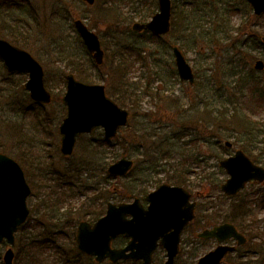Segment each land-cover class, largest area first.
<instances>
[{"label":"rangeland","instance_id":"rangeland-1","mask_svg":"<svg viewBox=\"0 0 264 264\" xmlns=\"http://www.w3.org/2000/svg\"><path fill=\"white\" fill-rule=\"evenodd\" d=\"M157 10V0H95L91 6L83 0H0V36L14 37L41 63L52 94L49 104L34 105L23 86L27 75L8 74L0 60V151L22 163L33 189L27 199L31 213L17 234L14 264H144L96 263L77 251L75 226L80 219L94 221L102 215L107 201L142 198L163 181L184 186L199 205L174 264H195L214 248V239H196L194 233L223 221L236 224L247 242L237 244L221 264H262L263 183L251 182L238 195L226 196L219 186L228 174L218 162L240 149L264 167V69L253 68L256 59L264 61V47L256 43L264 35V15L257 18L245 0H171L168 34L154 38L130 30L139 15L152 11L148 20ZM76 18L104 40L101 66L93 63L75 31ZM173 44L192 66L194 83L179 80ZM73 70L104 83L130 118L113 144L97 143L102 137L97 129L77 140L71 156L61 157V97L65 74ZM130 97L133 104H128ZM121 156L132 159L134 168L108 179L100 164ZM88 160L89 166L82 164ZM175 168L183 169L182 177L173 176ZM242 198L251 207L259 199L262 206L256 205L253 215L239 206ZM119 238L114 246L121 245ZM5 247L0 246V261ZM165 259L159 247L151 264Z\"/></svg>","mask_w":264,"mask_h":264},{"label":"water","instance_id":"water-1","mask_svg":"<svg viewBox=\"0 0 264 264\" xmlns=\"http://www.w3.org/2000/svg\"><path fill=\"white\" fill-rule=\"evenodd\" d=\"M91 5L94 0H84ZM255 14L264 12V0H248ZM75 28L97 64L103 60V50L98 36L80 20L74 21ZM131 28L136 31L150 30L155 35H162L170 28V0H158V11L145 23L134 22ZM264 41V37H262ZM174 62L180 80L194 81V75L182 51L172 47ZM0 56L9 72H28L25 89L30 97L42 103L51 100L49 91L43 83L44 71L40 63L27 51L0 38ZM255 67L261 69L263 62L257 60ZM62 101L67 105V114L59 126L60 152L63 155L72 153L76 137L83 132H90L96 126L104 128L106 138L113 137L119 126L127 122L128 111L111 100L101 84H88L77 80L72 73L66 75V92ZM226 145H230L226 142ZM229 174L221 184L226 194H235L252 178L262 181L264 168L253 164L241 151L220 161ZM132 166V160L121 157L111 163L107 172L110 175H123ZM30 189L25 182L20 166L11 157L0 152V241L14 243V231L28 215L26 198ZM149 201L144 209L137 198L131 203H108L106 214L92 225L81 221L77 227L76 242L78 249L97 262L105 258L110 261L131 258L150 262L152 252L159 244L167 250L165 264H173L178 252L179 234L183 226L193 218L195 203L188 202L189 193L182 187L161 184L150 192ZM131 217L127 218L126 215ZM130 237L127 245L121 248L111 247V241L118 234ZM202 238H216L219 242L230 237L239 244L245 242L242 234L237 232L231 223H222L198 233ZM234 246L219 244L200 257L196 264H219L226 253ZM13 250L7 249L3 255L4 264H12Z\"/></svg>","mask_w":264,"mask_h":264},{"label":"trees","instance_id":"trees-1","mask_svg":"<svg viewBox=\"0 0 264 264\" xmlns=\"http://www.w3.org/2000/svg\"><path fill=\"white\" fill-rule=\"evenodd\" d=\"M152 13V11H150L148 14H141V15H139L138 16V20L139 21H144L146 18H147V16H149L150 14ZM178 14H179V12H178ZM175 16V15H174ZM176 16H178L179 17V15H176ZM146 21V20H145ZM93 27H95L94 25H92ZM174 27L175 28H177V26H176V22H175V25H174ZM151 35V34H150ZM152 37H154V38H158V37H155V36H153V35H151ZM9 39L11 40V41H13L14 43H16V44H19V42L20 41H17V39H15L14 37H9ZM102 44H104V45H106L105 44V42H104V40H102ZM73 72L74 73H76L81 79H83V80H85V81H87V82H93V80H92V78L90 77V75H88V74H85V73H81V75H80V73H78L77 71H74L73 70ZM127 101H128V104L129 103H131V104H133L134 102L132 101V98L130 97L129 98V100L127 99ZM122 103H124L125 104V101L124 100H122ZM118 139V137H115V139H113V140H117ZM113 140H109V141H107V140H105L104 138H99L98 139V141H97V143H99V144H102V146H105V144H113ZM97 147V146H96ZM91 150L89 151L90 153H91V155H95V150L94 149H92V148H90ZM83 165H86V166H89V164H90V161L88 160V161H85L84 163H82ZM108 163L107 162H102L101 164H100V168H101V171L102 172H105V167H106V165H107ZM178 172H183V169H178V170H176L175 172H174V175L176 176V173H178ZM242 202H241V204H239V206H242V207H245L250 213H252L253 215H255V209L253 208V207H251L249 204H246L247 203V201H246V199H244V198H242V199H240ZM238 209H241V207H238L237 208V212L239 213V211H238ZM250 221V220H249ZM249 221H246L247 223L245 224V226H249L248 227V229L249 230H252L253 228H254V225L252 224V223H250ZM243 224V223H242ZM242 224H240L242 227H243V225ZM243 229H244V227H243ZM41 242H43V243H46L47 241L45 240V239H43V240H41ZM24 244V246H29V243H26V242H24L23 243ZM264 263V260H262V264Z\"/></svg>","mask_w":264,"mask_h":264},{"label":"flooded vegetation","instance_id":"flooded-vegetation-1","mask_svg":"<svg viewBox=\"0 0 264 264\" xmlns=\"http://www.w3.org/2000/svg\"><path fill=\"white\" fill-rule=\"evenodd\" d=\"M197 206H198V203H197V201H196V208H197ZM195 219L196 218H194L193 220H192V222H189L184 228H183V230H182V232H181V239L180 240H182V235H183V233L185 232V231H187L188 229H189V227H191V225H192V223L195 221ZM201 227H198V230L200 229ZM194 236H195V238H197V232L196 233H194ZM2 245H5V243H2ZM2 245H0V246H2ZM7 247V246H6ZM6 247L3 249V251H2V253L4 252V250L6 249ZM2 261V260H1ZM0 264H2L1 262H0Z\"/></svg>","mask_w":264,"mask_h":264}]
</instances>
